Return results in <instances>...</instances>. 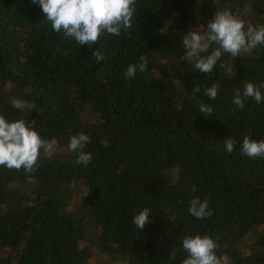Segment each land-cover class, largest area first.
I'll return each instance as SVG.
<instances>
[{
	"label": "trees",
	"instance_id": "obj_1",
	"mask_svg": "<svg viewBox=\"0 0 264 264\" xmlns=\"http://www.w3.org/2000/svg\"><path fill=\"white\" fill-rule=\"evenodd\" d=\"M136 8L131 28L89 47L54 32L31 0H0V114L35 121L54 142L34 172L0 167V264H182L181 238L196 234L212 236L227 264H264V159L240 151L245 135L264 139V101L232 103L246 82L264 84V45L224 53L213 73L182 58L183 36L206 29L217 10L264 24V0H137ZM141 55L148 71L126 80ZM213 83L220 88L209 99ZM14 99L34 107L21 111ZM198 101L213 111L200 113ZM81 132L90 136L87 166L68 149ZM195 196L208 199L211 217L189 214ZM144 208L149 222L139 230L132 220Z\"/></svg>",
	"mask_w": 264,
	"mask_h": 264
},
{
	"label": "clouds",
	"instance_id": "obj_2",
	"mask_svg": "<svg viewBox=\"0 0 264 264\" xmlns=\"http://www.w3.org/2000/svg\"><path fill=\"white\" fill-rule=\"evenodd\" d=\"M33 5H38L50 22L51 28L56 33H63L65 38L74 39L79 45H88L99 42L105 33L119 36L122 30L132 27L133 18L136 15L137 0H31ZM185 55L182 57L192 63L195 69L201 73H213L217 62L224 53L232 57L250 52L258 46L264 45V24H246L237 18L231 10H217L206 29L194 28L182 38ZM216 47L209 53V49ZM92 55L97 62L105 59L102 51L93 50ZM149 60L141 55L138 63L130 64L125 70V79L135 78L137 72L148 71ZM224 65L221 64V67ZM220 85L213 83L205 90L209 99H215ZM264 84L257 86L253 82H246L243 96L237 95L232 103L238 108L244 107L246 98H253L256 103L264 101L261 89ZM201 91L200 85L193 87V94ZM200 113H211L213 109L198 101ZM13 107L21 111L30 110L34 107L26 100L14 99ZM32 124L26 123L24 118L10 121L0 114V167L7 169H24L26 173L35 171L41 152L51 157L53 144L44 139L40 132ZM90 140L86 133L74 134L70 137L68 149L75 152V163L87 166L91 163L92 154L84 149ZM235 141L230 137L224 140L225 150L233 152ZM241 155L249 158L264 159V139L255 140L249 135L243 137ZM195 192V188H193ZM188 212L197 219L211 217L213 211L209 208L207 198L201 200L195 196L189 201ZM149 208L138 212L132 223L142 230L149 222ZM175 220V214L168 217ZM182 239V248L187 257L182 264H227V255L218 256V244L210 235H185ZM170 259L175 260V250H172Z\"/></svg>",
	"mask_w": 264,
	"mask_h": 264
}]
</instances>
